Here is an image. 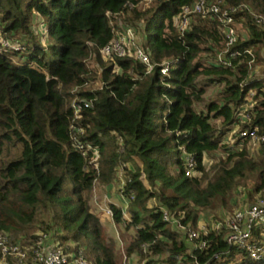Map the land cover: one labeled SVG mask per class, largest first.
Returning a JSON list of instances; mask_svg holds the SVG:
<instances>
[{
	"label": "trees",
	"instance_id": "16d2710c",
	"mask_svg": "<svg viewBox=\"0 0 264 264\" xmlns=\"http://www.w3.org/2000/svg\"><path fill=\"white\" fill-rule=\"evenodd\" d=\"M194 1L0 0V35H28L40 19L55 41L47 49L24 44L25 63L0 44V235L29 246L36 231L44 232L68 251H82L92 264H119L116 242L89 202L95 183L119 182L121 172L130 220L120 208L109 209L114 224L135 231L127 257L136 255L138 264H181L184 257L192 264V255L201 263L264 264L228 247L224 234L203 237L207 248L194 251L161 218L164 209L194 227L204 210L217 204L231 209L234 191L246 183L252 184L249 205L264 189L262 150L253 157L246 149L227 155L208 171L201 164L204 155L227 152L222 141L252 91L261 100L250 126H264V32L254 18H264V0H221L222 9L245 6L233 14L238 42L230 50L240 55L232 68L216 62L224 50L217 18L193 15L189 30L182 37L176 33V16ZM125 27L139 31L141 48L156 64L150 73L130 57L101 60L100 50ZM247 52L254 57L251 66ZM90 60L99 67H90ZM165 60L174 65L161 80ZM96 80L101 87L86 90ZM75 97L92 102L82 113L85 134L79 140L98 149L96 167L70 139ZM181 149L194 155L200 177L184 176ZM135 159L144 162L143 178ZM151 198L158 204L149 210L143 203Z\"/></svg>",
	"mask_w": 264,
	"mask_h": 264
},
{
	"label": "built area",
	"instance_id": "2783aa9c",
	"mask_svg": "<svg viewBox=\"0 0 264 264\" xmlns=\"http://www.w3.org/2000/svg\"><path fill=\"white\" fill-rule=\"evenodd\" d=\"M222 6L223 2L221 0L216 2L195 0L190 5L182 7L175 18V27L178 36L182 37L189 30L193 15H198L201 18H217L220 24L219 29L224 43V50L217 55L216 62L224 68H232L233 60L240 55L239 52L230 50L238 42L237 23L233 14L242 11L245 6L225 9H222ZM246 9L251 12L249 7H246ZM254 18L256 24L261 25L264 32V18L261 15H255ZM136 34V29L131 27L114 31L113 39L100 50V58L103 61H112L115 57H130L138 60L145 67V72L150 73L156 64H153L148 54L143 51L137 41ZM11 35H0L2 48L7 52L22 53L25 49L24 44L14 38L16 35ZM247 53L250 55L248 65L251 66L254 57L250 52ZM173 65L174 61L172 60H165L159 65V71L162 75L161 80L169 75ZM261 79L263 85L260 91L264 93V75ZM259 100H261V96L257 95L256 92L249 93L246 102L237 110L235 121L222 141V145L228 149L227 152H217L215 156L211 157V161L214 159L217 161L222 156L224 158L227 155L239 153L244 149L249 154L261 150L264 153V126L262 129L258 125L250 126L255 115L252 109L258 105ZM91 105V101L80 100L77 97L71 101L72 120L69 131L74 148L96 167L99 158L98 149L79 140L85 134V130L80 123L82 113L84 110L89 109ZM245 125L247 127H244ZM119 142L122 143L120 138ZM181 150L183 151L184 176L200 177L201 172L198 169V163L194 155L185 153L183 149ZM207 157L209 156H203L202 165ZM259 193L261 194H258L252 204L236 209L227 215H221L218 218L212 216L205 221L198 219L194 227L189 224H182L183 215L177 218L164 209H162L161 218L174 231L182 234L188 242L192 243L194 251L207 248L208 242L203 237H207L211 233L224 234V241L228 247L244 254L247 260L259 263L264 261V189ZM130 199H132V196ZM106 214L112 219L113 215L110 209L106 211ZM68 247H71V245L68 244ZM66 248L51 234L44 232H39L34 242L29 246L12 242L7 234H2L0 235V264H92L85 258L82 251L74 253ZM143 248L146 249V246L143 245ZM192 259V264H210L209 262H199L196 255H192ZM182 260L184 262L181 264H186L185 257ZM138 261L139 258L135 255L130 258L124 255L122 264H137ZM141 264L159 263H147L146 260Z\"/></svg>",
	"mask_w": 264,
	"mask_h": 264
},
{
	"label": "rangeland",
	"instance_id": "374dc122",
	"mask_svg": "<svg viewBox=\"0 0 264 264\" xmlns=\"http://www.w3.org/2000/svg\"><path fill=\"white\" fill-rule=\"evenodd\" d=\"M145 4L149 5V3H145ZM136 32H137V34H136L137 35L136 36L137 37V41L139 43H141V39H140V37L138 35L139 31L136 30ZM14 35L15 34H12L11 36H14ZM14 38L17 39L18 41H20L23 44H31V43H32V45L38 44V45L42 46L44 49H47L49 46H52V45L55 44V41L48 36L47 29L43 25L42 20H40V19H37V20H35V21L32 22L30 34L26 35V34H23V33H20L19 32V33H16V36H14ZM12 42H14V41H12ZM14 58H15V61L17 63H25L26 62V55L25 54H22V53L16 54L14 56ZM89 64H90V67H93V69L99 67V65L94 60H90L89 61ZM99 73H100V71H99ZM100 87H101V83L98 80H96L95 82L91 83V85H88L85 88H86V90H97ZM79 91H80V89L79 88H76V89H73L72 90V93L73 94H76ZM214 93H215V89L212 88V89L208 90L206 96L208 98H210V97L213 96ZM255 153L256 152H253L250 155L253 157ZM207 158H206L205 162L203 163V167L205 168L206 171L210 170L212 168V166L214 164H216L220 160V159H218L216 161V159H214L213 161H211L212 160L211 157H207ZM221 158H223V156ZM133 165L135 166L134 168L136 170H138V173L141 172L140 174H141V177L143 178V170H144V166H145L144 165V162L141 159H135V161L133 162ZM118 181H119V182H117L119 184V186H118V192H119L120 196L122 197V199L125 200L128 203V200L125 197H123V194H122V191H123V176H122L121 172H119ZM145 186H146V189L147 190H149V191L150 190L151 191H155V188H153V187L151 188L147 183H146ZM251 186H252L251 182H248V184L246 183V185H243V188L240 187V188H238L237 190L234 191V193H233L234 194V202L231 205V209H229V210L228 209H225L224 210V209H220V208L218 209V207H217L218 204H217L214 207H211L210 209L204 210L202 213H200L201 215H199V218L198 219L199 220H202V221H205V220H208L207 219L208 217L210 218L212 216H215L216 217L217 215L218 216H220V215H227L229 213H232L236 209H239V208H242V207H245V206L249 205L248 202H247V194H246V192L247 191H250ZM258 194H261V193H259V192L256 193V196H254V201H255V198L258 196ZM147 203H151V205H150L151 207L148 208L149 210L155 208V206L157 205V202L156 201L153 202V199L152 198L151 199H148L147 201H145V204L144 205L147 206ZM106 209H104V213L101 214V218H99V219L102 222V224H103L106 232L110 233V231H114V228H113L114 226L113 225H110V223L108 222L107 226L109 228L107 229V226L104 225V221H108L109 220L108 217L105 214V210ZM115 228L119 232H123V234H120L119 237H120L121 241L124 244L127 243L126 242L127 241V238L128 239L131 238V235H134V232H135L134 229L133 230L131 229V232L129 234H127L126 233L127 232L126 230L124 232V230L122 228H120V227H115ZM38 233H39V231H36L35 234L37 235ZM66 243H69V245H72L73 246L72 242H66ZM67 246H68V244H67ZM123 251L124 250H122L120 252V247L117 245L116 261L119 264L121 263V259H122L121 256H122V252Z\"/></svg>",
	"mask_w": 264,
	"mask_h": 264
},
{
	"label": "crops",
	"instance_id": "0c3cea01",
	"mask_svg": "<svg viewBox=\"0 0 264 264\" xmlns=\"http://www.w3.org/2000/svg\"><path fill=\"white\" fill-rule=\"evenodd\" d=\"M135 161V160H134ZM117 184V185H116ZM146 185V183H145ZM118 186L119 184L117 182H112L109 185L106 186H101L98 183H95L94 185V189L93 192L91 194V198H90V207L92 212L99 218H101V214L104 213V209L105 210V214L106 211L109 209V205L112 204L118 208H120L122 210V214H123V218L125 221H129V215L127 212V205L128 203L122 199V197L120 196L119 192H118ZM146 187V186H145ZM156 200L153 199V202H155ZM157 202V201H156ZM145 204V202L143 203ZM156 204V203H155ZM158 204V202H157ZM151 203H147L146 208H150ZM157 206V205H156ZM100 213V214H99ZM106 216L108 217V221H104V225L107 226L108 222L110 223V225H113L114 227V231H110V233L106 232L108 234V236H110L115 242L116 244L120 247V252L122 250H124L122 252V259H121V264L123 263V256L126 255L125 254V248L129 242V239L127 238V243L124 244L119 235L123 234V232H119L115 227H120L124 230L125 232V224H121V225H116L114 224L113 220L106 214ZM102 223V222H101ZM103 225V224H102ZM104 227V226H103ZM109 227L107 226V229ZM105 229V228H104ZM106 231V230H105ZM127 234H129L131 232V230H126ZM132 236V235H131ZM134 255V254H133ZM131 255V256H133ZM130 256V257H131ZM136 256V255H135ZM127 257V256H126ZM127 257V258H130Z\"/></svg>",
	"mask_w": 264,
	"mask_h": 264
}]
</instances>
